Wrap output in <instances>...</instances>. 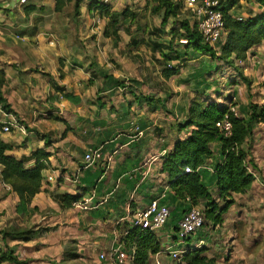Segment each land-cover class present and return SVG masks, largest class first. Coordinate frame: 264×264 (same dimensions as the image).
Returning <instances> with one entry per match:
<instances>
[{"label": "crops", "instance_id": "crops-1", "mask_svg": "<svg viewBox=\"0 0 264 264\" xmlns=\"http://www.w3.org/2000/svg\"><path fill=\"white\" fill-rule=\"evenodd\" d=\"M30 1L37 7L30 17L36 13L44 16L41 13L46 0L39 3L29 0V4ZM242 4L249 9L240 14L242 18L263 10L255 1ZM53 6L52 3L51 9ZM20 8L18 0H0V70L5 80L0 94L9 105V112L4 113L16 124L11 133L1 136L13 145L8 154L16 158L30 156L39 149L48 153L43 161L46 168L42 172L41 191L31 201L37 212L26 223L37 224L35 229L42 223L48 230L29 242L8 241L9 247L27 264H91L98 261V254L124 243L133 215L154 199L170 210V222L165 226L173 227L176 222L177 227L182 215L193 205L188 198H179L170 187L168 175L161 173L162 161L174 143L194 129L181 126L187 120L191 102L232 105L246 119L251 104H263L264 41L249 49L244 59H236L229 65L235 75H226L229 70L219 67L217 61L195 55L185 64L198 61V69L184 74L182 68L169 80L160 76L157 83L146 79L137 85L131 83L127 89L124 84L118 85L119 76L116 72L111 74L109 65L106 70L102 68L101 57L92 66L95 55H86L78 42L79 47L72 53L63 52L61 57L65 59L60 66V56L53 55L50 41L39 47L33 45L36 40H46L43 36L49 33L53 21L36 23L34 18L33 22H27L29 17H24ZM229 14L235 17L239 10ZM33 24L37 30L31 33ZM11 29L23 33L24 44H11L12 35H8ZM85 58L91 62L84 63ZM73 63L78 66L73 67ZM43 72L50 73L64 91L54 92ZM239 72L250 81L248 88ZM65 94L70 95L69 99ZM135 128L142 132L140 137L136 136ZM244 148L254 165L249 167L254 176L250 190L233 195L234 204L223 215L222 224L209 226L207 240L198 239L203 241V254L214 258L216 264V257L208 255L212 240L218 241L214 248H223L224 243L231 241L232 248L224 250L228 262L241 264L245 252L240 248L244 242L239 240V233L251 230L257 233V238L264 233V123L253 126ZM95 149H100L102 158L88 166L84 156ZM211 151L200 172L203 184L214 193V167L222 161L218 141L212 143ZM27 165L30 167L33 162ZM2 188L6 193L0 196V209H5L10 200L15 207L17 195L8 186L2 184ZM64 194L77 196L76 201L91 195L96 208L81 212L72 206L74 201L61 209L52 197ZM199 204L202 208L204 202ZM14 215L17 217L15 212ZM169 236L158 238L161 248L174 239ZM254 244L255 240L249 246ZM123 247L128 246L124 243Z\"/></svg>", "mask_w": 264, "mask_h": 264}, {"label": "trees", "instance_id": "trees-1", "mask_svg": "<svg viewBox=\"0 0 264 264\" xmlns=\"http://www.w3.org/2000/svg\"><path fill=\"white\" fill-rule=\"evenodd\" d=\"M151 2L153 7L152 14L160 15L161 23L155 29V39L150 36L146 38H136L132 36V31L125 29L123 26L128 22L135 20V14L129 9H125L120 13L112 10L115 1L103 3L96 0H53L54 13H60L66 6L72 7V17L81 18L83 10L91 12L95 9L101 17L108 20V28L104 37L113 44V47L121 49L123 44L120 29L128 36L125 47L137 48L145 45L151 54V60L155 61L160 67V76L162 79L169 80L178 75L182 69L181 63H185L189 50L209 57L213 61H225L232 64L229 60L244 59L246 52L254 46L264 41V0H228L222 7L224 14L225 41L221 46L220 53L217 55L212 47L203 42L200 34L196 31L188 16L182 22V26L186 31L184 36L176 35L175 28L170 29V39L166 43L159 41L161 33L170 17H177L181 9H184L183 0H146ZM255 1L260 4L263 10L253 14L250 17L236 20L229 12L241 8V3H250ZM24 17L28 18L33 14L37 7L34 4H20ZM185 11V10H184ZM186 12V11H185ZM187 14V12H186ZM35 19L34 22H39ZM115 24V26H114ZM117 24V25H116ZM192 29H189L188 25ZM113 25V26H111ZM37 30L35 24L31 33ZM182 41L186 43L184 46L178 44ZM176 44V45H175ZM124 47V48H125ZM181 47L183 53H181ZM130 57L135 61L136 55L133 51L128 52ZM158 56V57H157ZM233 56V57H232ZM178 63L172 65V63ZM180 63V64H179ZM35 69H32V71ZM39 71V69H36ZM51 88L56 93H62L63 87L59 86L50 73L43 72ZM61 76V75H60ZM239 76L242 81L250 86V81L240 72ZM4 72L0 70V90L3 86ZM118 81V85H122ZM64 97L69 99L70 95L65 94ZM152 100L150 97H135ZM0 106L5 112H9V105L0 94ZM232 107V105L230 106ZM240 113V112H239ZM225 114H228L231 123V134L228 137L222 135L216 124L221 121ZM248 116L240 113L239 117L229 112V107L218 105L215 102H191L188 109L186 122L181 125L183 128L193 126L190 134L182 139L177 140L172 150L164 157L161 165V173L167 174L169 177V185L179 198H188L193 206H199L203 201V213L206 224L211 226H219L223 222V215L228 211L229 207L234 204L233 195L246 194L254 181V176L249 167H254L249 151L244 148L246 140L252 133L253 126L264 123V102L261 105L251 104ZM2 125L0 124V131ZM215 141L220 143L222 161L214 167L215 192L212 193L203 184L200 169L205 165V161L212 155L211 145ZM13 145L6 142L0 133V181L4 186L9 187V191L17 195L18 201L15 204L14 212L20 220L21 225L10 224L7 227L0 228V264H27L15 254L13 248L9 247L8 241L16 240L21 242H29L40 236L48 229L27 228L24 226L32 216L37 212L36 207L31 206L33 197L41 191L42 172L46 168L43 162L48 158V153L43 150H36L30 156L16 158L8 154L13 150ZM33 162L32 166L27 164ZM190 168L189 173H185L184 169ZM53 201L56 202L61 209L71 206L77 200V196L72 195H54ZM218 200V201H217ZM221 201V204L220 202ZM124 243L127 246L135 247V256L133 264H146L150 254L158 252L160 241L157 235L148 230H139L138 228L128 229L124 237ZM204 249L199 248L185 255L187 264H216L214 258H208L204 255Z\"/></svg>", "mask_w": 264, "mask_h": 264}, {"label": "rangeland", "instance_id": "rangeland-1", "mask_svg": "<svg viewBox=\"0 0 264 264\" xmlns=\"http://www.w3.org/2000/svg\"><path fill=\"white\" fill-rule=\"evenodd\" d=\"M36 3H39L40 0H35ZM101 1V0H96ZM115 5L113 6L112 10L115 13H120L125 9H129L132 13L135 14V20L132 22H128L127 24L121 25L125 29H129L132 31V36H136V38H146L147 36H150L152 39H155L156 34L155 29L160 26L161 23V17L157 14H152L151 9L153 7L151 2H147L146 0H114ZM32 4V1H30ZM46 8L44 10L42 15H33L29 16V20L40 19L45 21H53L52 26L50 27V31H47L45 36H43L46 40H36L33 42V45L35 47L42 46L45 42L47 43L50 41L52 46L53 55L56 57V54H58L60 57V62L58 64L61 66V61L65 59V56L61 57L63 52L66 53H72L74 48L78 46V43L80 44V48L86 53V55H95V61H92L91 65L95 64L97 62L98 57H101V65L102 68L106 70V66L109 65L108 69L111 71V74L113 72H116L119 76L117 79L121 81L127 89L131 88L130 84H140L142 82H146L147 80L153 81L154 83H157L160 77V67L159 65L151 60V54L148 48L145 45H140L137 48H128L125 47L128 36L123 32L122 28L120 29V36L122 39L123 44L121 45V49L113 47V44L110 42V40L106 39L104 37L105 31L108 28V20L106 17H101L98 12L93 9L91 12H87L85 10L83 14L81 15V18H73L72 17V7L66 6L62 12L60 13H54V8L51 9V4L54 2L53 0H46ZM54 7V6H53ZM22 10V8H20ZM239 10V15L235 17H241L240 14L242 12H247L249 9L244 4H242L241 8ZM247 10V11H246ZM253 14H256L257 12H252ZM186 12L182 8L179 12L178 16L173 18L170 17L168 22L166 23L164 27V32L161 33V37L159 41L161 43H166L170 39V29L172 27L175 28V31L177 32L176 35L184 36L186 34V31L184 29V26H182V22L186 19ZM23 18L21 19V21ZM24 21V20H23ZM55 24V25H54ZM117 25V24H116ZM113 26V25H111ZM115 26V24H114ZM189 29L193 28L189 24ZM116 27V26H115ZM11 33H8V35H12V43L13 45H20L21 43L24 44V41H21V36H24L23 33H19L18 30H10ZM150 33H155L153 35H150ZM81 38L82 40H79L78 38ZM225 41V36L223 39L216 44L214 47H212V50L219 56L221 55L220 49L222 44ZM16 42V44H15ZM49 42V43H50ZM78 42V43H77ZM183 44H178L184 46L186 43L185 41H182ZM176 45V44H175ZM51 47V46H49ZM79 47V46H78ZM125 47V48H124ZM181 53H183L182 47H181ZM129 51H133L136 55V60L134 61L130 55ZM116 53L117 57L114 55ZM195 55H200L192 50L188 51V54L186 55L187 60L193 59ZM158 57V56H157ZM233 57V56H232ZM117 59V60H115ZM88 58L84 59V63H87ZM184 60V61H187ZM191 61V60H190ZM207 61H209L207 59ZM217 61V60H216ZM234 63V60H229V62ZM221 62V63H220ZM197 62H189L187 64L185 63H179L184 70V74L190 69H198V66L196 65ZM178 63L174 62L172 65H177ZM220 64L222 68H225L229 71H227L225 74L231 73L235 75V70L229 67V63H226L225 61H217V65ZM59 66V67H60ZM73 67H76V63L72 64ZM92 66H88V68H91ZM186 67V68H185ZM229 68V69H228ZM72 69V68H70ZM221 69V68H220ZM231 70V71H230ZM89 75L93 76V72H89ZM152 82V84H154ZM157 86V85H156ZM3 192L6 193L5 188H2V184L0 183V196L3 194ZM14 204L10 201H8L7 206L5 209H0V228L4 226H8L10 224H17L21 225L20 220L18 217L14 215L13 210ZM2 210V212H1ZM5 210V212H3ZM170 222V219L168 220ZM178 223V222H177ZM37 225V224H36ZM36 225L33 223L24 224L27 228H35ZM248 225V224H247ZM262 227H264V218L262 219ZM40 226V229H44L42 223L38 224ZM210 225L204 224L201 226L200 230L197 231L195 234L191 235L190 238L186 239L184 241L185 246L186 245H195L194 242H197L199 238H204L207 240L209 237L208 232L210 231ZM176 227V222L174 223V226H165L157 231L158 238L160 240H163V238L167 235H170L171 237L174 236L175 238L178 236V231ZM246 229H249L248 226ZM242 230V229H241ZM264 231V228H263ZM249 232V236L248 235ZM206 233V234H205ZM241 237H239V240L244 242V245H240V248L244 250L245 255L243 258L241 264H264V233L261 232L260 237L257 238V233H252V231L248 230L246 234H243V231L239 233ZM206 235V236H203ZM169 236V237H170ZM170 237V238H171ZM246 239V240H245ZM253 240H255V244L252 246H249L252 244ZM214 243L212 247L207 248L209 249V257H216L218 260L217 264H233L228 262L227 254L224 252L226 247L232 248L231 241L230 243L226 242L225 247H215L216 243H218L217 240H212ZM171 243L173 245L177 246L179 244L178 239H171ZM72 244V243H71ZM2 244L0 243V247ZM249 246V248H248ZM203 247V246H202ZM222 248V249H221ZM166 257L163 258L162 263L163 264H187V261L183 257L181 260V263L176 262H170ZM73 264H80L79 262H74ZM91 264H104L98 261H95ZM148 264H152L149 262Z\"/></svg>", "mask_w": 264, "mask_h": 264}, {"label": "built area", "instance_id": "built-area-1", "mask_svg": "<svg viewBox=\"0 0 264 264\" xmlns=\"http://www.w3.org/2000/svg\"><path fill=\"white\" fill-rule=\"evenodd\" d=\"M103 3H110L114 0H101ZM228 0H183L184 10L196 31L200 34L203 42L211 47L218 44L226 34L224 27L223 5ZM27 0H18V4H26ZM236 20H242V17H235ZM52 45V43H49ZM229 112L239 117L240 113L234 107H229ZM0 124L2 125L1 134L11 133V128L15 126V121L7 118V115L0 106ZM216 126L223 136L228 137L231 134V123L228 114ZM17 127V126H16ZM136 129V136L140 137L142 132ZM102 158L100 149L88 152L84 156L86 165L97 163ZM190 168H185L184 172L189 173ZM72 206L81 212L91 211L96 208L91 195L78 200ZM170 218V210L168 206L161 204L158 199L152 200L143 209L137 211L130 220L131 228L139 230H148L157 235V231L163 228ZM206 223L203 210L199 206H191L180 218L177 223L178 236L174 239L179 240L177 246L170 243L165 245L158 252L150 254L148 260L152 264H163L162 260L166 257L170 262L181 263L183 257L189 252L202 248L203 241L199 240L195 245H186L184 241L190 238L200 230L201 226ZM125 232L124 236H126ZM124 243L117 247L111 248L108 252L98 254L97 259L101 263L108 264H133L135 256V247L133 245L123 247ZM167 260V261H168Z\"/></svg>", "mask_w": 264, "mask_h": 264}]
</instances>
